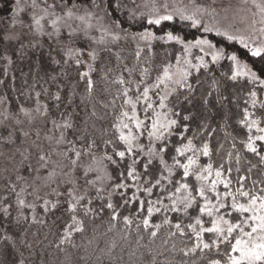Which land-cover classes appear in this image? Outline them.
I'll return each instance as SVG.
<instances>
[{"label": "trees", "instance_id": "16d2710c", "mask_svg": "<svg viewBox=\"0 0 264 264\" xmlns=\"http://www.w3.org/2000/svg\"><path fill=\"white\" fill-rule=\"evenodd\" d=\"M135 1L83 0V8L79 13H84L87 10L90 13L102 15L108 24L112 26L118 24L122 29L132 33L149 30L155 34H162L172 31L173 34L181 35L185 40L196 39L202 35L200 28L194 26L190 21L171 20L162 21L161 25H149L146 17L137 16L138 18H136L132 13L129 6H133ZM47 2L51 4L53 0H47ZM76 2H80V0H76ZM36 3L39 6L38 13L42 14L43 0H36ZM31 5L32 0H19V2L17 0H0V104L7 106L8 116L11 115L12 118L23 116L25 112L21 109L29 111V109L42 107L45 131L48 128L47 125L52 121L64 123L70 120L72 128L64 129L66 139L63 148L60 149L65 150L69 146L66 153L71 159L76 158L71 151L73 147L81 151L83 157L95 156L100 159L106 151L104 142L110 138L115 141L118 135L113 124L119 113V104L122 101L117 99L116 106L110 102L116 97L122 86L112 81L121 74L124 75L125 79L138 81L140 69L144 67L150 69L151 77L154 79L157 69L165 59L175 63V57L181 54L182 46L173 41H156L139 46L124 41L122 44L109 42L106 46L100 47L88 36H80L81 38L75 40H71L73 38L71 36L70 42L76 43L75 46H78L75 48H85L84 51H86L87 47H90L88 51L95 49L99 52V58L94 62L96 71L92 73L96 88L92 94H89L85 90L86 81L81 80L78 75L79 72L87 71L88 61H85V57H80L86 63L78 68L73 60L65 55L67 52L66 45L70 43L66 37H49L48 39L45 35L37 41L27 38V34L24 36L25 32H16V34L10 30L14 26L15 17L24 20V17L31 15L33 9ZM113 21L116 23L114 24ZM20 23L21 27H26L25 21ZM209 37L215 42L236 51L237 55L257 74H264V57H253L247 48L237 43H226L213 34H210ZM137 47L141 49L139 58L136 56ZM9 59L11 63L8 62ZM57 60L61 63L56 64L55 61ZM133 67L136 68V72L129 76L125 69ZM109 69L111 71H108ZM105 73H107L106 81L102 79ZM231 75V62L227 60L219 65L212 64L207 70L201 69L199 73L193 71L190 82L196 91L191 95L192 103L184 102L183 95L186 93L181 90V102L176 105L175 110L181 115L191 112L199 116L201 112H205L209 116L207 123L210 128L216 130L211 140L214 166L219 164L220 156L225 155L228 151L234 153L236 151L231 147L233 141L231 139L225 140V132H230L232 136H235L236 147L243 157L240 162L241 174H246L245 169L249 165H254L253 172L247 174L253 179H258L264 175V163H261L259 157L248 153L240 145L239 141L246 136V129L242 128L238 121L242 118V109L249 106L245 103V101H249V91L256 89L262 98H264V91H261L258 86L253 85L247 79L231 81L228 79ZM213 81L216 82L215 87H213ZM148 82L151 83V79ZM216 89L219 91L217 92ZM57 92L61 96L59 101L55 99ZM209 92H212V96L207 95ZM36 93H40L39 97L36 96ZM218 96H228L230 102L219 103L217 102ZM205 98L209 100L208 111L202 103ZM225 113L228 115L227 127L224 121ZM4 114L7 116L5 111ZM24 116L26 117V115ZM21 119L16 118V121H21ZM25 123L23 121V124ZM14 124L16 125V123L5 120L0 122V129L2 130L0 142L1 140L7 142V138L12 132L15 134L16 140L21 139L23 132L17 129ZM196 124V120L191 122L193 130L196 129ZM36 130L35 128L31 131V137H34L35 141L38 132ZM145 139L146 135L141 137L140 141L145 143ZM52 141L55 145V141ZM93 141H95L96 146L92 152H89L88 147ZM171 141L175 146H179L176 136L171 137ZM194 142L199 144L198 140ZM37 143L41 144V147L35 149L32 146V149H25V152H39L37 161L42 156L40 153L50 154L54 151L49 142V135H45ZM10 144L6 145L9 147ZM220 144L224 145L223 150H220ZM147 146L148 144L145 146V150H147ZM116 147L118 150H124L123 145L119 142H117ZM107 152L112 154L111 146ZM174 154L170 147L169 152L165 155L169 164L172 163L171 156ZM113 158L117 159L120 164L119 171H125L124 164L130 161L121 162L117 157L113 156ZM225 159H227L226 156ZM201 162L206 164L208 158L201 157ZM103 163L107 165L109 174L115 177L117 174L116 167L106 160ZM48 165L49 163L46 164L44 161L43 165L40 166L41 170L38 171L46 173L47 170L52 171ZM59 165L61 169V163ZM232 166L233 168L236 167L234 161ZM29 167L28 163V170ZM159 167L158 160H154L153 171ZM75 170L70 171V173L77 177L78 174ZM181 172L182 170L177 171L176 178L180 177ZM233 175L235 176V172ZM80 178L81 181L87 180L86 175H81ZM189 180L193 181V178L190 177ZM105 184L106 191L100 194L104 199H100L96 192V188L101 186L87 187L81 191L86 200H92L91 207L94 211L86 216L82 210H78L76 215L77 219L83 222V230L79 232L70 230L72 235L67 239H65V229L68 224L72 223L70 219L72 214L66 210L68 206L66 194L55 195L53 199H50V202H58V204L55 210L48 212L43 210L41 202H35L38 203L35 206V220L30 214L31 209L29 210L27 207L23 213L27 220H21L17 223L16 217L21 211L15 203L14 192H4L3 194L12 203V208L10 209L11 215L0 220V227H7L9 233L16 239L17 247L23 253L24 264H210L212 259L220 258L215 249L212 251H201L200 249L195 252L189 251L195 244V237L192 236L190 230L184 229L186 235L179 233L172 235L176 231L174 227L163 222L164 216L167 215L173 224L179 221L182 222L183 226L194 222L189 217L161 211L152 216L149 227H144L142 219L146 213L137 215L136 204H131L127 207H118L116 210L120 216L114 221L111 220V210L107 208L101 210V205L106 204L108 194L111 192L110 182L107 181ZM132 191L129 189L128 195H131ZM161 195H166V193L162 194L154 190L151 198L155 199ZM140 198L146 199L143 193L140 194ZM120 200L119 193L112 194L111 202L114 205H117ZM165 203L168 201L165 200ZM196 214L195 208L190 210V216ZM124 216L131 217L133 223L126 225L123 220ZM155 224L160 225L159 229L152 226ZM153 232L156 233L155 236L151 234ZM205 235L207 239H210L209 234ZM220 252L222 255L223 246Z\"/></svg>", "mask_w": 264, "mask_h": 264}, {"label": "snow or ice", "instance_id": "6c2138e0", "mask_svg": "<svg viewBox=\"0 0 264 264\" xmlns=\"http://www.w3.org/2000/svg\"><path fill=\"white\" fill-rule=\"evenodd\" d=\"M19 2V0H17ZM44 7L41 9L42 14H34L32 16V23L35 25L36 31L44 34V24L47 18L50 27L53 29L49 36H60L61 27L66 25L71 31L69 36L75 34L76 29L72 28L68 21L76 20L83 24L85 36H88V31L92 29L93 24L92 13L87 10L84 14H78L83 8V0L76 2V0H53L49 4L47 0H43ZM32 8L38 7L36 0H32ZM98 7V5H95ZM261 12H264V3L257 4ZM119 7V5H117ZM22 11V9H21ZM185 19H192V17H182ZM173 16L163 15L155 19H148L149 25H161L162 21H171ZM115 24L116 21H113ZM197 21L193 20L195 26ZM29 28L32 25H28ZM208 31V29H205ZM141 40L144 41H173L182 46L181 54L175 57V63H171L167 59L157 69V74L154 79L151 77L149 68L144 67L140 69V79H125L121 74L117 79L112 81L122 87L118 90L116 97L110 102L116 106L117 99L122 102L119 104V113L115 117L113 127L118 134L116 140L108 139L104 142L105 154L99 160L93 157V163L99 164L101 167L93 168L89 166L85 170V175L89 172L102 173L97 175L95 180L85 183L92 187H96L97 183L101 185L104 181L110 182L111 192L108 194L106 204L101 205V210L107 208L111 210V220H116L120 213L116 210L120 206L127 207L131 204H136L137 215L146 213L142 219L144 227H149L150 219L156 213L163 211L164 213H176L185 217H189L192 221L182 226V222L173 224L172 220L165 215L164 223L168 224L176 230L172 235L179 233L186 235L184 229L190 230L192 236L195 237L194 247L189 249L195 252L197 249L212 251L220 258L212 259L210 264H264V175L258 179H253L247 173H252L254 165H249L245 169L246 174H241L240 162L242 155L239 154V149L236 147V137L232 136L230 132H225V140L231 139L232 149L225 155L220 156V162L214 166L212 157L213 144L211 142L215 129L210 128L207 123L209 116L205 112H201L199 116L195 113L181 115L175 110L176 105L180 101L181 90L186 94L183 95L184 102L192 103L191 95L196 91L190 78L193 71L199 73L201 69L207 70L209 64L205 61L204 56L209 55L205 52L204 45L210 49L215 48V45L210 41L203 39H196L194 42L186 41L183 37L173 34L172 31H167L164 35L157 36L151 31L145 30L139 34ZM232 39L231 36L228 37ZM97 44L105 43L102 36L99 40L95 37H89ZM119 35H113L112 40L118 41ZM199 48V51L204 55L196 56L198 63L192 62V49ZM245 47H248L245 45ZM141 49L137 47L136 56L139 58ZM93 63L87 64V71L79 72V78L86 81L85 90L92 94L96 88V82L92 78V73L96 71L94 62L99 58V52L95 49L86 53ZM65 55L73 60L75 65L79 68L86 63L80 57L85 55L82 48H68ZM253 57H264V46L255 47L251 50ZM224 53L222 51H215L211 53L213 62H218L222 59ZM233 62L234 69L232 75L228 77L231 81H237L240 77H246L253 85L258 86L261 91H264V74H257V72L250 69L246 64L241 65L237 56L232 54L227 57ZM11 63V60L8 61ZM60 64L59 60L55 61ZM129 76L136 72V68L125 69ZM108 71H111L110 69ZM55 79V78H53ZM107 80V73L102 77ZM151 79V83H149ZM216 82L213 81V87ZM218 92L219 89H216ZM40 93H36L39 97ZM75 95V93H73ZM212 96V92L207 94ZM248 95L250 101H245L250 104L252 109L257 108L258 99L257 91L250 90ZM55 99L59 101L61 96L59 92L56 93ZM230 102L228 96H218L217 102ZM203 105L206 111L209 100L203 99ZM107 106V105H106ZM259 108L264 110V101L259 102ZM28 115L27 110L21 109ZM39 111V109H37ZM46 111V106H45ZM197 121L196 129L193 130L191 122ZM225 126L227 127L228 115L224 116ZM57 128L70 129L72 123L70 120L62 124H56ZM239 125L246 129V136L239 141L242 148L248 153L259 157L261 163H264V116H256L254 112L249 110V107L242 109V118L238 121ZM189 133H191L189 135ZM27 135V133H25ZM146 135L149 144L147 150L145 145L138 141L141 137ZM176 136L179 146H175L171 137ZM51 139V137H49ZM199 141V144L194 141ZM64 141L63 132L60 135L58 143ZM117 142L123 145L124 150H118ZM95 141L88 147V151L92 152L95 147ZM111 146V153L108 154L107 149ZM170 147L174 151L171 156L172 163L169 164L165 159V155L169 152ZM220 150H223L224 145H219ZM76 159L72 161L76 164L81 157V151L74 147L71 149ZM119 161L126 162L124 164L125 171H119ZM225 156L227 159H225ZM201 157L208 158L206 164H201ZM40 160L44 161L45 156H40ZM108 161L116 167L117 174L115 177L111 176L107 171V165L104 161ZM158 160L159 168L153 171V162ZM233 161L236 167L233 168ZM182 170L179 178L177 171ZM235 172V176L233 175ZM193 178L190 181L189 178ZM142 181V183H141ZM129 189H132L131 195H128ZM154 190L162 194L152 199ZM11 191H15V185L11 186ZM24 190L21 189V193ZM106 191V187L101 186L96 188L97 196L104 199L101 193ZM21 193L16 194V204L20 207H29L33 210L35 205L25 204V200ZM119 193L121 200L117 205L111 202L112 194ZM143 193L146 199H141L140 194ZM57 195H60L59 193ZM165 200L168 203H165ZM57 203H52L49 200H44L43 210L48 212L57 208ZM67 211L71 213V224H68L65 229V239L72 235V231H82L83 222L77 219L76 213L82 210L87 216L92 213L94 209L91 207L92 200L87 199L84 194H81L76 189L68 191ZM12 203L7 196L0 197V220L11 215L10 209ZM196 209L197 214L190 216V210ZM204 217H207V224ZM21 220H27L23 213H19L16 217L17 223ZM35 220V217H33ZM123 220L126 225H131L133 219L129 216H124ZM153 227L159 229L160 225L155 224ZM247 229V230H246ZM153 236L155 232L151 233ZM205 234H210L209 241H205ZM234 241V243H233ZM63 242V241H62ZM223 246V254L221 255V247ZM19 257V258H18ZM226 257V259H225ZM0 264H24L23 253L17 247V241L12 234L9 233L7 227H0Z\"/></svg>", "mask_w": 264, "mask_h": 264}, {"label": "rangeland", "instance_id": "374dc122", "mask_svg": "<svg viewBox=\"0 0 264 264\" xmlns=\"http://www.w3.org/2000/svg\"><path fill=\"white\" fill-rule=\"evenodd\" d=\"M261 3H264V0H136L135 2H133L134 5H131L129 7H131L132 13H134L136 18L144 16L148 20L171 14L173 16V20H184L190 21L192 23L193 20L197 21L195 26L200 28L202 35L197 37L196 39L207 40L210 41L211 44L215 45V48L211 49L207 45L203 46L205 52L209 53V55L204 56L205 61L209 64V66L212 64L219 65L225 60L230 61L233 71V62L227 58L232 54H235L237 56L241 65L246 64L250 69L252 68L241 57L237 55L236 51L227 48L226 45L215 42L209 36L210 34H213L219 39L224 40V42L226 43H237L243 47L247 45L248 47L245 48L250 51L255 47L264 46V12H261L260 8L256 6L257 4ZM38 10L39 6L35 9H32L31 15H28L26 18L24 17V20H22V18L15 17L14 26H12L10 30L15 33L25 32L23 35L25 36V34H27V38H29L30 40L34 39L38 41V39L45 35L48 37V39L49 37H56L55 35H48V33H51L53 31V29L50 27V24L48 23V20L51 19L50 17L45 21H42L45 29L44 34H40L36 31L35 25L32 23V16L34 14H39ZM78 14L82 15L84 13ZM92 17L93 18L91 20V23L93 24V27L88 31V37H95L96 40H99L103 36L105 39V43L97 44L100 47H103L104 45L106 46V44H109V42L122 44L124 41H126L134 46H139L158 41L141 40L139 34L143 32L132 33L131 31L122 29L118 24L117 26H112L104 20L105 18H103L102 15L92 13ZM182 17H192V19H185ZM24 21L26 22V27H21L20 22ZM68 24H71L72 28L76 29V32L74 35H72L73 38L71 40L78 39L80 36L85 35L83 31L85 26L79 21H68ZM28 25H32V27L29 28ZM205 29H208V31H205ZM70 31L71 29H69L66 25H63L61 27L59 37L64 36L70 42ZM164 34L165 33L156 35L160 36ZM113 35H119L120 39L118 41H113ZM229 36H231L232 39H229ZM196 39H190L186 41L194 42ZM75 44L70 42L66 45V48L76 49L75 47L78 46H75ZM87 48L88 49L85 51V55L83 57H85V61H88V63H90L91 60L86 54L90 47ZM215 51H222L224 53L223 58L218 62H213L211 59V53ZM201 55H204V53L200 52L199 48L194 47L192 49V62L198 63L199 61H197L195 57ZM238 79L247 78L240 77ZM254 90L257 91L256 89ZM257 99V108L252 109L249 104V110L254 112L256 116H264V110L259 108V102L264 101V98L260 97L257 93ZM6 107L7 106H5V104H0V122H3L5 120L8 122L16 123V125L14 124L15 127L17 129H20V131H22L23 133L20 140H16L15 134L12 132V134L9 135L10 137L7 138V142L5 140H1L0 142V197H4L5 195L3 193L11 191V186L15 185L14 193L12 191L13 195H15L16 197V194L21 193V189H23L24 191L21 193V195L23 196L26 205H33L35 202H41L43 204L44 200L53 199L54 196L58 193L66 194V196H68V191L72 189H76L81 193L84 188L92 187L89 184L82 182L85 180L81 181L80 176L85 175V170L89 166H92L93 168L101 167V165L93 163V157L95 156H81L79 160H77L76 164H73L72 161L76 158L74 159L72 157L73 159H71L69 158V154L66 153L67 148H69L68 144V147L65 150H61L63 148L64 141L62 143L57 142L60 138L61 133L63 132L64 134V129L57 128L56 125L51 122L49 125H47L48 128H46L45 131V120H43L44 113L42 107H37L33 110L29 109V111H27L28 115H26V117L23 113V116H14L13 118L11 117V115L8 116L9 110H7ZM37 109H39V111H37ZM3 110L5 111L7 116H5ZM16 118H23L25 120L21 119L22 122L16 121ZM23 121H25L26 123L23 124ZM56 124L62 123L56 122ZM35 128L37 129L36 131H38L36 135V141L34 137H31V131H33V129ZM1 131L2 130L0 129V132ZM25 133H27V135H25ZM45 135H49V137L51 136V139L55 141L54 145L53 141L49 139V142L51 143L50 145L54 150L52 153H40L41 155L45 156L44 161H46V164L47 162L49 163L48 168L52 170H47L48 174L46 172L38 171L40 169V166L44 163V161L41 160L37 161L39 152H25L26 148L32 149V146H34L35 149L41 147V144L37 142L41 141V139ZM65 139L66 137L64 134V140ZM138 142L142 143L145 146L149 144L147 137L145 139V143L140 140ZM8 143L10 144L9 147L6 145ZM95 158L99 160L97 157ZM27 162L30 165L29 170L27 169ZM59 162L62 165L61 169ZM200 163L203 164L201 160ZM74 169H76L75 172L78 174H76L77 177L72 176L70 173V171L72 172ZM99 174L102 173L89 172L87 174V180H95L97 175ZM106 182L107 181H104L103 185L98 182L96 186H105ZM37 204L38 203H35V206ZM26 208L27 207L20 208V211L22 213H25V211L27 210ZM30 209V214L32 217H34L36 211L35 209L33 210L32 208H29V210ZM204 219L206 221L205 226H210L207 224L208 218L204 217ZM204 239L205 241L209 240L207 239L206 235L204 236Z\"/></svg>", "mask_w": 264, "mask_h": 264}]
</instances>
